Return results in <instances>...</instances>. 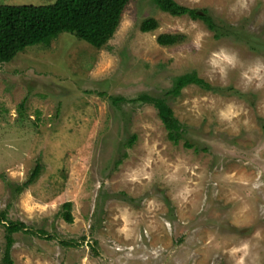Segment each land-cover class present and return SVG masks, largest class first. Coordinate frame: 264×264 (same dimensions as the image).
Returning a JSON list of instances; mask_svg holds the SVG:
<instances>
[{"label": "rangeland", "instance_id": "374dc122", "mask_svg": "<svg viewBox=\"0 0 264 264\" xmlns=\"http://www.w3.org/2000/svg\"><path fill=\"white\" fill-rule=\"evenodd\" d=\"M175 1L234 32L129 0L100 48L61 32L0 63V212L23 225L13 264H264V0ZM146 18L157 27L142 32ZM189 71L219 90L165 95ZM141 94L165 97L177 143Z\"/></svg>", "mask_w": 264, "mask_h": 264}, {"label": "trees", "instance_id": "16d2710c", "mask_svg": "<svg viewBox=\"0 0 264 264\" xmlns=\"http://www.w3.org/2000/svg\"><path fill=\"white\" fill-rule=\"evenodd\" d=\"M156 7L173 16L186 15L190 19L201 21L212 32L215 39L229 36L234 32L230 25L216 20L206 8H195L178 4L175 0H151ZM129 0H55L50 4L12 5L0 4V63L9 62L25 47L42 44L48 47L50 41L61 32H67L78 40H83L95 48L105 45L119 25L120 17ZM157 27L153 18L141 21L139 29L148 32ZM236 35V34H235ZM234 35V36H235ZM183 38L179 34L161 33L156 41L159 45H173ZM195 84L206 90H219L198 77L195 71L185 72L174 78L172 87L167 94H177L185 85ZM117 104L121 97H109ZM143 102L151 103L157 117L166 130V137L177 143L182 138L184 129L173 116L172 109L167 105L165 97H151L141 94L138 97ZM22 103L20 104V107ZM134 135L129 142L133 141ZM186 147L191 145L184 142ZM42 171L40 162H35L26 181L18 186V192L27 188ZM61 218L72 221L71 203L65 201L61 205ZM0 224H4V246L0 264H13L10 249L13 244V233L22 229V223L5 221L0 212Z\"/></svg>", "mask_w": 264, "mask_h": 264}]
</instances>
